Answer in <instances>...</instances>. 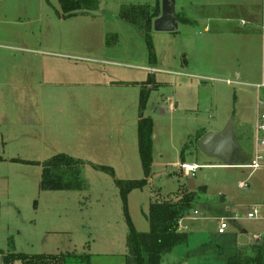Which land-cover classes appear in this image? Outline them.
Wrapping results in <instances>:
<instances>
[{
    "label": "rangeland",
    "instance_id": "rangeland-1",
    "mask_svg": "<svg viewBox=\"0 0 264 264\" xmlns=\"http://www.w3.org/2000/svg\"><path fill=\"white\" fill-rule=\"evenodd\" d=\"M261 1L184 4L189 18L209 2L230 8L235 20L229 25L237 29L235 21L245 17V9L258 10ZM124 4L104 0L90 15L64 19L58 0H0V251L5 254L13 246L29 255L72 253L90 255V264H125L128 230L115 180L145 178L137 133L141 112L135 92L112 85L152 79L159 86L144 113L153 122L151 175L127 198L135 229L141 222L148 225L156 192L173 196L187 189L190 178L179 169L187 162L199 167L192 179L195 201L182 220L194 246L219 230L221 218L228 225L226 234L234 233L241 245L260 243L264 236V168L252 172L244 167L252 160L251 138L264 112L257 104L264 90L255 87L264 78L262 39L255 37L249 47L233 38L221 43L213 56L217 61L196 73L201 80L179 70L187 57L200 58L196 50L203 24H179L172 41L167 33L151 34L154 54L162 56L160 49L168 47L182 51L179 70H157L146 41L140 39L137 48L130 34L137 31L119 19ZM146 67L157 71L151 75ZM166 98L175 111H169ZM114 119L122 123L110 126ZM229 120L237 143L234 154L228 161L203 155L196 133H215ZM60 153L84 162V190L40 189L39 163ZM92 164L111 167L114 178ZM242 183L248 187L240 188ZM254 210L258 218L249 219ZM206 260L212 262L211 254Z\"/></svg>",
    "mask_w": 264,
    "mask_h": 264
},
{
    "label": "trees",
    "instance_id": "trees-1",
    "mask_svg": "<svg viewBox=\"0 0 264 264\" xmlns=\"http://www.w3.org/2000/svg\"><path fill=\"white\" fill-rule=\"evenodd\" d=\"M100 2V0H58L61 16L64 19L96 12L99 10ZM160 12L161 2L158 0L155 5L124 4L119 14L122 22L132 26L143 35L151 61L155 56L151 42L153 22L160 16ZM176 17L178 22L190 24L189 20ZM141 93L139 100L141 113H139L137 133L139 156L145 178L140 181L115 180L120 191L123 215L128 230L125 264H162L164 258L178 248L186 249L183 260L189 261L203 257L201 264L211 263L205 258L208 254H211L216 262L223 264H264V236L260 243L239 246L235 234L217 233V235H209L198 248L190 250L191 234L179 231L180 221L192 210V204L195 201L194 191L187 189L173 196H163L156 192L151 198L147 214L149 232L140 233L135 229L128 213L127 198L132 190L146 186L152 166L153 122L144 116L150 93L147 89H142ZM204 134L205 132L198 131L195 141H198ZM3 160L0 157V162ZM26 163L30 164V162ZM39 165L42 166L39 187L43 191H82L86 188L82 178L83 161L60 153ZM92 167L114 178V170L111 167L100 165H92ZM199 190L203 193L207 191L204 186ZM0 257L1 264H90V255L72 253L29 255L15 252L13 246L6 254L0 251Z\"/></svg>",
    "mask_w": 264,
    "mask_h": 264
},
{
    "label": "crops",
    "instance_id": "crops-1",
    "mask_svg": "<svg viewBox=\"0 0 264 264\" xmlns=\"http://www.w3.org/2000/svg\"><path fill=\"white\" fill-rule=\"evenodd\" d=\"M100 1H101L100 2V7H101L103 2H104V0H100ZM109 1L110 2L112 1L117 6H121L124 3L126 5H150V4L146 3V2H149V0H133V1L132 0H109ZM127 3H130V4H127ZM184 3H185L184 0H176V6H175L176 16L180 17V19L184 18V19L189 20L190 24L189 23H183L181 21H179V22L177 21L178 22V30H179V24L193 25L194 22L195 23H198V22L200 23L201 22V24H203L202 25L203 26L202 33L204 35H202V39L199 41L200 45L197 46V50H196V56H198V54H199L200 58L196 57V60H195V59H191V58L187 57V59L183 63L184 69L179 70L180 65H179V63L177 64V59H178V56H180L179 54H180L181 50L179 52H177V50L172 48V47L160 49L161 53L163 51H165V54L161 56L159 54V52H157V51H156V54H154L156 56H155V58H153V62H154L153 64L155 66V69H157V70H159V68H161V70H165V71L167 69L168 70H177L178 69L179 71H181L179 74L182 75V76H185V77L197 76L196 73H198V72L200 73V70H205L204 68L207 67L205 65L207 62L211 65L213 62L217 61V59H214L213 56L218 54V51L221 48V43L225 44L224 42H226L229 39L233 38V39L242 40L244 42V44L246 45V46L245 45L244 46L245 47H249V46H251L253 44V40H254L255 37L258 36V37H260L262 39L260 28H259L260 18H261V4H262V1H261V4L259 5V9L258 10H257V8L255 9V7L253 8V6H250L249 8L245 9V11H246L245 17H241L239 20L235 21L240 27V28L237 27V29L230 28L229 24L232 23L233 20H235V19L232 18V13H231L232 11H230L229 10L230 8H228V7H227L228 9H224L223 10L221 8L222 6L220 4H218V3H216V2H209L207 4H201L200 8L202 10L197 12L195 17L189 18V17H187V15L185 13V4ZM83 15H90V14H83ZM194 18H196V19H194ZM242 21H245L246 25H242L241 24ZM177 31L176 32H170V33L153 31L152 33H162V34H157V35H164L163 33H167L165 35H169L170 38H166V39H169L170 41H172L173 39H175L173 37H177V36H175V35H178ZM130 34L132 35L131 39L133 41L134 40L137 41V42H135V45L137 46V48H139V46H140L139 41H141L140 39H142V38L144 39L143 35H141L138 31H137V33L133 32V33H130ZM134 55H135L136 58H138L137 57L138 54H134ZM131 57H133V56L131 55ZM197 60H198V62H197ZM144 69L148 73H150V71H148L147 67L144 68ZM150 69H152V68H150ZM155 69L153 68V70H154L153 72L154 73L157 71ZM153 72H152V74L151 73L150 74L154 75ZM176 73H178V72H176ZM190 73H193V74H190ZM176 75H178V74H176ZM237 77L240 78V74H238ZM196 78L197 79H201V80H205V78H199L198 76ZM239 78H237V79H239ZM209 80H211V79H209ZM112 86H114L112 88H123V89H125L127 91H133V92H135L133 97L139 98V100H140V94H142L141 93L142 89L146 88L147 90H149V93L152 94L151 92L153 90H155L159 86V83H156V80L152 79L151 81H148V82L145 81V80H142V82H139V81H127V82H124V83H121V84H118V85H112ZM150 94H149V96H150ZM149 96H148V100H149ZM167 101H168V99L166 98L165 102L168 104L169 111L170 112L175 111V105L172 104L170 101L169 102H167ZM147 103H148V101H147ZM115 120L116 119H114L113 121L109 120V123L112 121L109 125L110 126H112V125L116 126V125H120L122 123V122H119L118 120H116V121ZM137 121H139V114L137 116ZM223 129H224V127L220 131H222ZM200 131L205 132L203 130H200ZM220 131H215V132H220ZM197 133H196V135H197ZM205 134H206V132H205ZM254 135L255 134L253 132V135H252V138H251L252 139L251 140L252 151L254 149ZM235 143H236V141H235ZM92 165H94V164H92ZM100 166H102V165H100ZM193 185L195 186L194 183H193ZM221 219H225V218H221ZM182 220L180 221V225H179L180 229H179V231L183 232V233H189L190 234V232H187V230H186L187 228L182 225ZM139 224H140V228H138V229L136 228L138 230V232H140V233L149 232V228H150L149 227V222H148V225H145L142 222L139 223ZM216 233L217 232H215L213 234H210V235H217ZM231 234H234V233H231ZM256 237H254V238L256 239ZM258 237L260 238V236H258ZM126 239H127V234H126ZM191 241H192V239H191ZM191 241H190V245H189V247H190L189 249L190 250L198 248L199 245L203 242V241L198 242L194 246L191 243ZM237 245H239V246H247V245L239 244L238 241H237ZM185 251H186V249H184V248H180V249L178 248L177 250H175V252H173L172 254L168 255L170 258H169V261H168L167 264H201V261L204 258H197V259H192V260H189V261L183 260V257H181V255L184 254ZM126 253H127V247H126V250H125L124 257L126 255ZM176 253H178V256H179L178 258H177V256H175ZM166 257L164 259H166ZM211 257L213 259L212 262L214 264H222V263L216 262L214 260L213 256H211ZM205 258H207V257H205ZM212 262L209 263V264H212Z\"/></svg>",
    "mask_w": 264,
    "mask_h": 264
},
{
    "label": "water",
    "instance_id": "water-1",
    "mask_svg": "<svg viewBox=\"0 0 264 264\" xmlns=\"http://www.w3.org/2000/svg\"><path fill=\"white\" fill-rule=\"evenodd\" d=\"M176 0H161L160 16L153 22L155 32H176L178 22L176 20ZM233 133V121L229 120L225 128L220 132H208L197 141V147L203 155L210 158H218L228 161L236 150ZM193 180L188 181L187 189L194 191ZM2 259L0 257V264Z\"/></svg>",
    "mask_w": 264,
    "mask_h": 264
},
{
    "label": "built area",
    "instance_id": "built-area-1",
    "mask_svg": "<svg viewBox=\"0 0 264 264\" xmlns=\"http://www.w3.org/2000/svg\"><path fill=\"white\" fill-rule=\"evenodd\" d=\"M242 25H246L245 21L241 22ZM260 32L262 37V45H263V58H264V0H262L261 4V18H260ZM150 72H153V69H149ZM263 77H264V59H263ZM227 84H231L230 81H226ZM256 89L258 90H264V78L262 79V82L257 84ZM258 106H264V99L259 98L257 100ZM254 149L252 154V160L250 163H248L246 166L248 169L252 170V172H255L256 170L260 168H264V112L261 113L257 117L255 130H254ZM180 172H182L185 176L189 177L190 179H194L196 177V172L199 169L198 165L194 163H187L182 162L179 164ZM248 187L247 183L240 184V188H246ZM255 212L249 213L248 218L252 220H256L259 216V211L254 210ZM227 223L225 219H221V223L218 227L219 230H217L218 234H225L227 232ZM256 239H259L257 236Z\"/></svg>",
    "mask_w": 264,
    "mask_h": 264
}]
</instances>
